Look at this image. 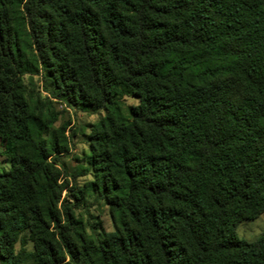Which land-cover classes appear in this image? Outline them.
Segmentation results:
<instances>
[{
  "label": "trees",
  "instance_id": "16d2710c",
  "mask_svg": "<svg viewBox=\"0 0 264 264\" xmlns=\"http://www.w3.org/2000/svg\"><path fill=\"white\" fill-rule=\"evenodd\" d=\"M25 76L105 112L68 197L100 194L114 232L62 199L65 145ZM0 141L1 264L29 243L33 264H264V233H236L264 213V0H0Z\"/></svg>",
  "mask_w": 264,
  "mask_h": 264
},
{
  "label": "rangeland",
  "instance_id": "374dc122",
  "mask_svg": "<svg viewBox=\"0 0 264 264\" xmlns=\"http://www.w3.org/2000/svg\"><path fill=\"white\" fill-rule=\"evenodd\" d=\"M24 83L32 99L38 103V107L45 115L56 118L53 125L54 134L63 145L62 153L52 158V162L59 171V183L66 185L62 199L68 201L73 208L75 218L81 222L86 235L100 238L104 233L114 232V223L109 208L105 205L100 194L87 192L80 198L68 197V190H88V186L94 181L92 174L83 175L87 167L90 155L89 136L95 125L104 117L105 112H83L58 101L46 92L41 76H25ZM124 103L127 106H135L138 100L126 97ZM5 144L0 141V171L9 169V160L5 155ZM55 159V160H54ZM76 175L75 179L73 176ZM85 195V196H84ZM237 236L248 243H253L264 233V213L257 219L244 221L236 229ZM27 251L31 257L22 264H33V244L29 243ZM21 245L16 247L20 252ZM1 264V263H0Z\"/></svg>",
  "mask_w": 264,
  "mask_h": 264
}]
</instances>
